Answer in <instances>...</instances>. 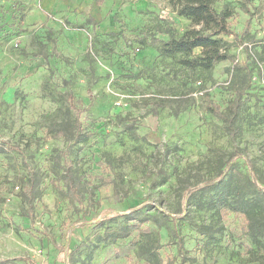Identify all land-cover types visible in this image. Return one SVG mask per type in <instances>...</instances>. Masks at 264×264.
<instances>
[{"label":"rangeland","instance_id":"1","mask_svg":"<svg viewBox=\"0 0 264 264\" xmlns=\"http://www.w3.org/2000/svg\"><path fill=\"white\" fill-rule=\"evenodd\" d=\"M225 4L235 15L224 38L250 81L235 138L211 111L235 97L233 61L193 71L149 43L170 37L168 29L183 33L189 21L155 15L103 34L60 16L28 17L22 1L0 0V145L8 148L0 153V264H148L140 242L160 243L174 264H264V196L249 193L243 210L230 198L223 210L216 182L184 198V185L203 186L236 150L253 160L264 187V0L216 7ZM90 90L78 133L69 95L88 106ZM66 163L80 201L67 195ZM235 165L248 174L243 158ZM32 183L41 195L28 199Z\"/></svg>","mask_w":264,"mask_h":264},{"label":"trees","instance_id":"2","mask_svg":"<svg viewBox=\"0 0 264 264\" xmlns=\"http://www.w3.org/2000/svg\"><path fill=\"white\" fill-rule=\"evenodd\" d=\"M216 2L217 0H169V5L171 6L172 11L176 12L177 15L188 19L190 27L179 35L168 29L166 32L170 37L162 39L153 35L149 43L151 46L157 47L160 55L170 58L178 57V61L183 67L193 71L210 73L218 62L224 60L233 61L228 83L235 97L225 109H221L218 105L214 104L211 107V111L216 117L223 121L227 133L235 138L242 134V126L239 121L242 110L247 103V97H245V94L250 86V81L241 77L243 68L235 61L234 55L230 52L231 44L224 38L225 36L234 34L230 19L235 15V8L230 4H225L223 9L218 10ZM245 11L250 12L248 8H246ZM249 27L250 21L248 20L243 32L248 34ZM141 40L142 42H145L144 39ZM196 49H200V52L196 53ZM262 50H264V45L262 46ZM255 60H258L256 55ZM89 96H91V104L80 107L76 104L74 96L69 95V102L76 109L77 113V127H75V131L78 133L82 131L80 116L83 112L88 111L90 106L94 103L91 90ZM184 100L187 99H181L180 101ZM183 110L184 108L176 114L178 115ZM154 115H157V113L155 112ZM125 126L134 139L139 138V134L133 124L130 123ZM5 150H8V148L0 145V153ZM239 158H243L248 166V174H243L236 167L235 163ZM64 166V180L65 185L67 186V195L71 199L80 201L79 178L71 164L66 163ZM163 180L165 181L166 179ZM216 182H219L221 188V196L216 202L221 205L223 210H227L224 204L228 205V199L230 198H233L235 202H237L238 209L243 210L246 207L245 200L249 193L254 192L259 196H264V187L259 184V178L253 160L248 157L246 153L241 151L236 150L232 152L225 163V168L221 169L216 177L205 180L203 186L184 185V198L188 199L197 190L202 188L209 189ZM36 195L37 197L40 196L41 192H37L35 183H32V185L23 192V196H26L28 199H32ZM131 210L132 212H135L136 208H132ZM108 211L109 210H106L105 213L111 212ZM133 219L134 218L129 217L128 221H132ZM88 223L90 222H85L84 224ZM144 234L149 241L152 239L153 232L150 228L145 229ZM121 236L127 237L128 232ZM179 246V252L182 253V241L179 242ZM161 248L162 245L160 243L155 245L154 243L147 244L145 242H140L139 255L148 264H174V259L172 258H167V260H165L160 252ZM95 249L96 247L93 248L92 252H94Z\"/></svg>","mask_w":264,"mask_h":264},{"label":"crops","instance_id":"3","mask_svg":"<svg viewBox=\"0 0 264 264\" xmlns=\"http://www.w3.org/2000/svg\"><path fill=\"white\" fill-rule=\"evenodd\" d=\"M29 6V14L41 19L64 17L71 22L85 23L99 33L119 32L122 24L136 26L150 16L169 17L175 22L189 21L172 11L169 0H20ZM167 17V18H168ZM51 21L53 19H50ZM83 27L80 25V28ZM167 35V34H165ZM167 39L165 36L156 35Z\"/></svg>","mask_w":264,"mask_h":264},{"label":"built area","instance_id":"4","mask_svg":"<svg viewBox=\"0 0 264 264\" xmlns=\"http://www.w3.org/2000/svg\"><path fill=\"white\" fill-rule=\"evenodd\" d=\"M261 66H262V65H261ZM263 82H264V79H263ZM15 188H16V190H19V186H16Z\"/></svg>","mask_w":264,"mask_h":264}]
</instances>
